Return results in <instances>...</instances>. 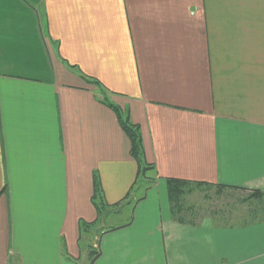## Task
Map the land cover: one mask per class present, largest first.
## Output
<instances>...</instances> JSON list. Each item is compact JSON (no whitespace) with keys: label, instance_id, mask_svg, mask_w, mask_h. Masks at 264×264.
I'll return each mask as SVG.
<instances>
[{"label":"crops","instance_id":"1","mask_svg":"<svg viewBox=\"0 0 264 264\" xmlns=\"http://www.w3.org/2000/svg\"><path fill=\"white\" fill-rule=\"evenodd\" d=\"M168 178L264 191V0H0V264H264V222H178Z\"/></svg>","mask_w":264,"mask_h":264},{"label":"trees","instance_id":"2","mask_svg":"<svg viewBox=\"0 0 264 264\" xmlns=\"http://www.w3.org/2000/svg\"><path fill=\"white\" fill-rule=\"evenodd\" d=\"M87 81H91L97 85L100 89L101 93L104 95L105 89L104 87L96 80L91 79L89 77L84 76ZM102 102L108 105L117 115L119 124L122 130L126 133L127 137L130 141V154L137 161L140 166V170L138 172V179L144 178L145 171L147 170V165H143L142 161V143L141 137L139 133V128L137 125L133 124L128 116L123 113L116 105L107 103L105 100ZM167 186V194L168 200L170 203L172 217L178 222H189L192 223L191 220L186 219L187 210L181 211V201L183 199L182 195L185 193H189L194 189H203V188H211V185L203 182H190L182 179L168 178L166 180ZM215 195L223 196L222 194L228 197V201L232 203V205L236 206H244L246 212L248 213V221L243 222L244 224H253L264 222V191L260 190H245L240 187H230L227 185H216L215 186ZM229 190V191H228ZM228 195V196H227ZM223 196V198H226ZM93 204L98 212V214L102 215V219L110 214L114 207L124 204L125 202H118L115 205H107L101 195V191L99 186L96 184L93 195ZM99 222V221H98ZM95 223H85L81 222L80 226L82 231L88 230L89 228H94ZM96 256H98V251H96L93 247L90 249L88 257L93 260Z\"/></svg>","mask_w":264,"mask_h":264},{"label":"rangeland","instance_id":"3","mask_svg":"<svg viewBox=\"0 0 264 264\" xmlns=\"http://www.w3.org/2000/svg\"><path fill=\"white\" fill-rule=\"evenodd\" d=\"M143 179L144 180L141 179V181L146 185L148 183V180H146V176H144ZM214 193L215 189L211 187L194 189L189 193L183 194V199L180 203V210H187L186 219L194 221L196 219L201 220L204 217H211L214 219V221H223L228 225H230L231 223H235V225H238L249 220L248 213L246 212L244 206H233L232 203L228 201L229 199L228 197H226V195L222 194L226 197L223 198V196H216ZM122 210L123 211L121 215L114 214V216L107 218L105 221L100 220L99 222L102 223H96V226L94 225V228H106L117 225L122 220H126L128 215H130V207H126Z\"/></svg>","mask_w":264,"mask_h":264}]
</instances>
